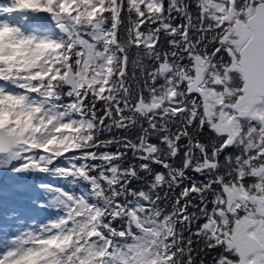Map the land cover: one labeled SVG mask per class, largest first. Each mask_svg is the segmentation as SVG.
<instances>
[{
	"label": "snow or ice",
	"instance_id": "obj_1",
	"mask_svg": "<svg viewBox=\"0 0 264 264\" xmlns=\"http://www.w3.org/2000/svg\"><path fill=\"white\" fill-rule=\"evenodd\" d=\"M0 170V264H264V0H3Z\"/></svg>",
	"mask_w": 264,
	"mask_h": 264
},
{
	"label": "trees",
	"instance_id": "obj_2",
	"mask_svg": "<svg viewBox=\"0 0 264 264\" xmlns=\"http://www.w3.org/2000/svg\"><path fill=\"white\" fill-rule=\"evenodd\" d=\"M123 133H119V132H113L112 133V135H122ZM108 133H105L104 134V136L102 137V139L103 138H107L108 137ZM109 150H111V151H114L115 150V148H111V149H109ZM8 176H9V174H8ZM4 177H5V175H4ZM4 177H3V179H4ZM47 177H44L42 174H37V175H35V176H29V177H27V182H30V183H32V184H36V183H40V182H45L44 180L46 179ZM199 178H201V177H198V179ZM2 179V180H3ZM48 179V178H47ZM195 246V245H194Z\"/></svg>",
	"mask_w": 264,
	"mask_h": 264
},
{
	"label": "rangeland",
	"instance_id": "obj_3",
	"mask_svg": "<svg viewBox=\"0 0 264 264\" xmlns=\"http://www.w3.org/2000/svg\"><path fill=\"white\" fill-rule=\"evenodd\" d=\"M2 2H3V0H0V3H2ZM8 174L11 175L10 173L6 172L5 177H4L3 180H6L8 178ZM44 181L45 182H51V178H48V179L46 178ZM3 215H4V210L0 209V222L3 221Z\"/></svg>",
	"mask_w": 264,
	"mask_h": 264
}]
</instances>
